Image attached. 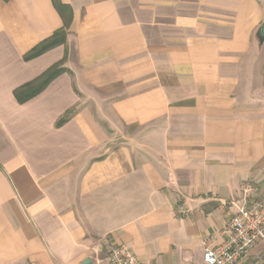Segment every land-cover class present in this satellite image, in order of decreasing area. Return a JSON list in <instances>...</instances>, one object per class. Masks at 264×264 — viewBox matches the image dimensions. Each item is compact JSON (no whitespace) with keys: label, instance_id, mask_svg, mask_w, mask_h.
I'll return each mask as SVG.
<instances>
[{"label":"crops","instance_id":"1","mask_svg":"<svg viewBox=\"0 0 264 264\" xmlns=\"http://www.w3.org/2000/svg\"><path fill=\"white\" fill-rule=\"evenodd\" d=\"M245 184L264 191V0H0V264L119 243L205 264Z\"/></svg>","mask_w":264,"mask_h":264},{"label":"built area","instance_id":"2","mask_svg":"<svg viewBox=\"0 0 264 264\" xmlns=\"http://www.w3.org/2000/svg\"><path fill=\"white\" fill-rule=\"evenodd\" d=\"M244 196L219 237L205 241V264H239L259 243L264 242V191L256 197L248 184ZM109 264H146L141 262L125 243L112 245ZM94 264H102L97 259Z\"/></svg>","mask_w":264,"mask_h":264},{"label":"trees","instance_id":"3","mask_svg":"<svg viewBox=\"0 0 264 264\" xmlns=\"http://www.w3.org/2000/svg\"><path fill=\"white\" fill-rule=\"evenodd\" d=\"M60 10L62 11L63 8H65L63 5L59 6ZM57 37L50 39L43 43V45L39 46L38 48L34 49L28 57H35L37 55H40L41 53L45 52L49 48L61 43L64 39L58 37L59 34H62L61 32H57ZM63 68H59L58 66L53 67L49 72H47L43 78L40 80L41 82L37 85H30L28 86L27 91L24 92L23 96H19L20 100H26L31 98L32 96L38 94L45 86L58 74L63 72Z\"/></svg>","mask_w":264,"mask_h":264}]
</instances>
